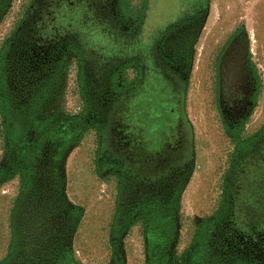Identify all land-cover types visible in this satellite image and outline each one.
Here are the masks:
<instances>
[{"label": "flooded vegetation", "instance_id": "obj_1", "mask_svg": "<svg viewBox=\"0 0 264 264\" xmlns=\"http://www.w3.org/2000/svg\"><path fill=\"white\" fill-rule=\"evenodd\" d=\"M195 2L205 9L207 0ZM148 11V0H31L4 37L0 183L13 179L15 188L1 261L12 249L9 263L72 257L80 264L71 238L81 209L66 196L60 165L88 128L111 179L112 245L135 227L165 245L176 232V207L196 157L184 102L189 67L166 65V26L146 25ZM248 52L235 33L211 63V104L233 153L222 203L192 236L190 264H264V124L250 131L259 81ZM70 58L77 60L81 109L73 117L46 114Z\"/></svg>", "mask_w": 264, "mask_h": 264}, {"label": "rangeland", "instance_id": "obj_2", "mask_svg": "<svg viewBox=\"0 0 264 264\" xmlns=\"http://www.w3.org/2000/svg\"><path fill=\"white\" fill-rule=\"evenodd\" d=\"M30 1L0 0V46ZM133 1L136 5L141 2ZM195 1L148 0L146 20V25L155 29L161 24L166 26V41L160 45L166 65L176 67L186 63L189 67L184 102L196 157L176 207L175 228L171 231L176 232L165 245L152 243L153 237L148 239L143 230L135 227L124 235L117 248L112 245L111 179L109 171L103 168L104 163L98 162V137L88 128L75 140L60 165L66 196L81 209L71 238V248L80 264L192 263L196 247L192 236L200 221L211 218L222 203L224 179L233 153L216 108L211 104L214 75L211 63L235 33L244 36L259 81L256 106L249 120L250 131L264 124V0H207L201 12ZM99 61L102 60L97 57L94 62L97 65ZM156 61L151 58L150 63L155 65ZM77 68V60L70 58L53 88L52 104L46 114L73 117L79 112L82 104ZM3 144L0 120V165L5 164ZM14 188L13 179L0 183V261L6 257L10 244L9 217Z\"/></svg>", "mask_w": 264, "mask_h": 264}, {"label": "trees", "instance_id": "obj_3", "mask_svg": "<svg viewBox=\"0 0 264 264\" xmlns=\"http://www.w3.org/2000/svg\"><path fill=\"white\" fill-rule=\"evenodd\" d=\"M12 251H13V250L11 249L10 252H11L12 256H14V253H13ZM71 255H72V253L70 252V256H71ZM12 256H11V257H12ZM11 257L9 256L8 259H5V260L1 261L0 264H14V263H9L10 260H12ZM36 264H79V263H76V262L74 261V259H72V257H67V258L64 259L63 261H62V260H60V261L58 260V263H36Z\"/></svg>", "mask_w": 264, "mask_h": 264}]
</instances>
